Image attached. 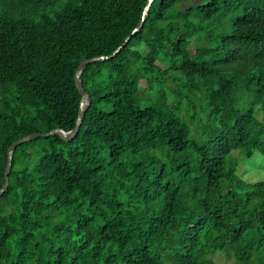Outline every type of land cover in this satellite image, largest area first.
Segmentation results:
<instances>
[{
  "label": "trees",
  "instance_id": "1",
  "mask_svg": "<svg viewBox=\"0 0 264 264\" xmlns=\"http://www.w3.org/2000/svg\"><path fill=\"white\" fill-rule=\"evenodd\" d=\"M189 1L155 0L116 56L87 66L73 141L17 148L0 264H264V181L228 160L264 155V0ZM148 2L0 0V189L14 142L75 128L79 65L122 46ZM202 109L217 123L200 146Z\"/></svg>",
  "mask_w": 264,
  "mask_h": 264
},
{
  "label": "rangeland",
  "instance_id": "2",
  "mask_svg": "<svg viewBox=\"0 0 264 264\" xmlns=\"http://www.w3.org/2000/svg\"><path fill=\"white\" fill-rule=\"evenodd\" d=\"M202 0H191L188 2L186 6H194L198 4ZM4 55H5V62L8 65L13 66L14 60L12 58L11 53L7 48H4ZM13 59V60H11ZM144 85V83H142ZM183 84H178L172 82L170 84V89L178 91V88H182ZM171 102L172 99L169 98ZM184 106L183 116L186 117V107L187 101H184L182 104ZM239 107L243 109H248L252 106V98L249 96V92H245L242 98L238 101ZM261 106L263 103H260L256 107V116L261 118L263 113L260 111ZM193 111V110H192ZM214 119V118H213ZM216 121L212 123L211 118H209L206 110H200L199 119L195 123H191V139L198 145L202 146L206 142H208L213 136V133L216 128ZM228 160L233 161L235 163V173L236 175L244 180L247 183H258L264 181V155L261 152H256L251 159H247L244 156H241L239 152L234 151L231 156L228 157ZM216 264H232L233 261L228 260L224 253H217L213 257Z\"/></svg>",
  "mask_w": 264,
  "mask_h": 264
},
{
  "label": "water",
  "instance_id": "3",
  "mask_svg": "<svg viewBox=\"0 0 264 264\" xmlns=\"http://www.w3.org/2000/svg\"><path fill=\"white\" fill-rule=\"evenodd\" d=\"M154 1L155 0H149L148 4L144 10V13L142 16V21H141L140 25L134 30L133 34L126 39L125 43L122 46H120L112 55L88 59V60L83 61L79 65V67L76 71V74H75V79H76L75 81H76V86H77V88L80 92V95H81V103H80V109H79L78 118L76 121L75 128L72 131H65L63 129H55V130L48 132V133L29 135V136H26L24 138L17 140L16 142H14L11 145L9 152H8V161H7V166H6V170H5V184H4L3 188L0 189V197L3 196L8 190V187L10 184V174H11V170H12V166H13L14 155H15V152L19 146H21L27 142L38 140L40 138H48V137L56 136V135L62 137L65 141H73V139L78 135L80 128H81V125L83 123L85 113H86L89 105L91 104V96L86 91V89L84 87V83H83L84 71L86 70L87 66L90 65L91 63L106 61V60H109V59L113 58L114 56H116L126 46V44L134 36V34L138 33L143 28L144 23H145V21L148 17V14H149L150 7Z\"/></svg>",
  "mask_w": 264,
  "mask_h": 264
}]
</instances>
